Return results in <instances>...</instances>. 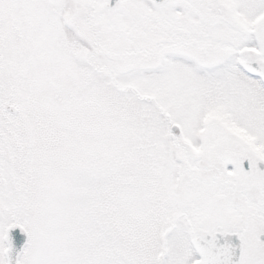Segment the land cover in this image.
I'll return each mask as SVG.
<instances>
[{
  "label": "snow or ice",
  "instance_id": "obj_1",
  "mask_svg": "<svg viewBox=\"0 0 264 264\" xmlns=\"http://www.w3.org/2000/svg\"><path fill=\"white\" fill-rule=\"evenodd\" d=\"M261 165L264 0H0V264H264Z\"/></svg>",
  "mask_w": 264,
  "mask_h": 264
},
{
  "label": "water",
  "instance_id": "obj_2",
  "mask_svg": "<svg viewBox=\"0 0 264 264\" xmlns=\"http://www.w3.org/2000/svg\"><path fill=\"white\" fill-rule=\"evenodd\" d=\"M262 167H264V165H262ZM17 232H20V229H15V230H13V234H15V233H17ZM26 234H25V240H26ZM19 250V249H18Z\"/></svg>",
  "mask_w": 264,
  "mask_h": 264
},
{
  "label": "rangeland",
  "instance_id": "obj_3",
  "mask_svg": "<svg viewBox=\"0 0 264 264\" xmlns=\"http://www.w3.org/2000/svg\"><path fill=\"white\" fill-rule=\"evenodd\" d=\"M230 167H231V165H230ZM261 167H262V165H261Z\"/></svg>",
  "mask_w": 264,
  "mask_h": 264
}]
</instances>
